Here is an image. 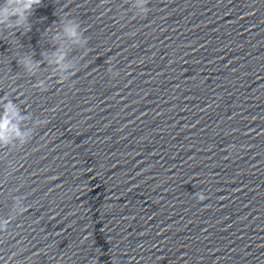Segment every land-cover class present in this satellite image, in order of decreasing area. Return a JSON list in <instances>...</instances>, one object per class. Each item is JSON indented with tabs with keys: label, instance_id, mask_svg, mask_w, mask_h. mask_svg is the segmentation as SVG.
Returning <instances> with one entry per match:
<instances>
[{
	"label": "water",
	"instance_id": "1",
	"mask_svg": "<svg viewBox=\"0 0 264 264\" xmlns=\"http://www.w3.org/2000/svg\"><path fill=\"white\" fill-rule=\"evenodd\" d=\"M130 4L38 0L27 31L0 27V96L25 117L0 131V218L23 207L0 264H264V0ZM60 17L83 44L52 40Z\"/></svg>",
	"mask_w": 264,
	"mask_h": 264
},
{
	"label": "clouds",
	"instance_id": "2",
	"mask_svg": "<svg viewBox=\"0 0 264 264\" xmlns=\"http://www.w3.org/2000/svg\"><path fill=\"white\" fill-rule=\"evenodd\" d=\"M38 3V0H0V27L7 30H12L16 27H23L25 31L28 30L29 24L27 23V17L30 11ZM130 8L133 10L134 15L143 16L147 13L148 9L145 5V0H131ZM79 25L71 18L60 17V30L59 33L52 36V40H57L59 36H71L75 38L76 42L81 44L84 41L79 39V33L77 31ZM48 32V30H45ZM54 31V30H51ZM9 34H11L9 32ZM15 43V41H13ZM51 51L41 52L44 62L52 68L58 81H62L66 78V75H71L69 69L73 68V65L66 61L64 50L56 45ZM17 63L22 65L23 69L27 73H33L39 67L40 61H34L31 54L20 55L17 58ZM37 86L43 87L44 81H37ZM25 117L21 115L15 103L8 99L7 95L0 96V131L6 133L9 128L13 126V120L19 122ZM29 139L27 131H18V140L15 141L17 145L24 144ZM14 141L10 140L5 134L0 136V146L11 145ZM197 200H204L205 196L202 192L196 191L194 193ZM13 202L9 210V215L6 218H0V231H3L8 222L13 218L15 214L22 212V206L18 199L12 198Z\"/></svg>",
	"mask_w": 264,
	"mask_h": 264
}]
</instances>
